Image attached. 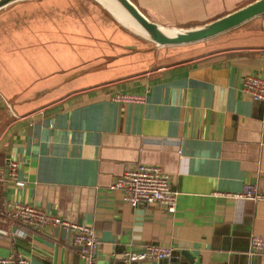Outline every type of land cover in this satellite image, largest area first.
<instances>
[{
	"label": "crops",
	"instance_id": "0c3cea01",
	"mask_svg": "<svg viewBox=\"0 0 264 264\" xmlns=\"http://www.w3.org/2000/svg\"><path fill=\"white\" fill-rule=\"evenodd\" d=\"M232 31L207 38L191 57L144 70L97 64L87 71L97 80L75 84L66 69L82 52L0 20V169L4 177L6 159H15L22 181H0V227L8 231L0 256L25 260L11 264H81L68 232L31 228L11 215L12 204L24 202L92 226L95 264L118 263L146 243L173 249L140 264H174L172 257L264 264V254L249 251L250 235L264 236V103L240 89L245 74L264 79V14L252 37L227 38ZM122 95L131 98H116ZM137 162L165 170L176 190L173 211L130 206L109 187ZM244 183L262 197L219 194Z\"/></svg>",
	"mask_w": 264,
	"mask_h": 264
},
{
	"label": "built area",
	"instance_id": "2783aa9c",
	"mask_svg": "<svg viewBox=\"0 0 264 264\" xmlns=\"http://www.w3.org/2000/svg\"><path fill=\"white\" fill-rule=\"evenodd\" d=\"M264 67V64H263ZM240 89L249 94L254 100L264 103V79L253 74H245L241 79ZM116 98L130 99L128 96ZM17 162L13 158L5 161V179L13 181L17 186L22 181L16 178ZM0 169V181L3 180ZM110 188L120 191L121 198L130 206L161 205L167 211H173L176 190L169 184L168 175L160 164L137 162L125 167L109 184ZM231 198H247L257 200L262 197L261 192L253 183H244L238 191L219 192ZM11 215L21 223L35 229L56 227L65 230L70 236L73 246H79L81 264H95V252L98 248V238L92 226L70 221L56 214H49L42 208L24 202H14ZM8 231L0 227V237ZM172 247L159 243H146L138 253L124 251L123 260L128 264H140L145 261H159L171 254ZM249 251L264 254V236L251 234L249 237ZM25 260L12 253L0 256V264L24 263Z\"/></svg>",
	"mask_w": 264,
	"mask_h": 264
},
{
	"label": "rangeland",
	"instance_id": "374dc122",
	"mask_svg": "<svg viewBox=\"0 0 264 264\" xmlns=\"http://www.w3.org/2000/svg\"><path fill=\"white\" fill-rule=\"evenodd\" d=\"M131 1L148 18L166 27L170 26L177 28V26L188 27L191 25L199 24L203 22V20L205 19L208 20L209 17L210 18L213 17V15L216 16L248 0H131ZM75 2L77 4L79 2L80 3L85 2L79 4V6L75 8L74 11L76 15L82 17H84V15H88L91 17V20L95 22V18H96L95 16L98 13L99 16H101L102 12H106L108 16H111L115 20V25L117 27L118 26L122 27L125 31L133 34V37L135 36L133 39H131V43L128 44L127 47L124 49L123 52H125V54L124 56H122L123 60L120 61V62L124 61L123 63L120 64V68H122L123 70H127L128 72L144 70V69L152 68L162 63L173 62L180 59L191 57L199 52L200 50L199 48L204 42H206L205 40H207V39H203L191 43H181V44H173V45H158L150 41L149 39L135 33L131 29V27H129L127 24H124L123 22L116 20L114 16L109 14L104 9L105 7L102 4L101 7H97L98 9H96L95 6L97 5L94 3L93 0H80V1L76 0ZM84 4H88L89 7L84 6ZM259 21L260 19H253L249 22L241 23L236 27L227 30V31L233 30L232 33H229L230 35L227 38H233V37L238 38L244 35L242 38L239 39L240 41H243L246 40L247 35L252 37L253 29H256L259 26ZM225 39H217V43H222ZM113 44L116 45V43L112 42V45ZM109 45H111L110 42ZM114 51L117 53L118 49H114ZM80 70H81L80 68H76L75 66H69V68L66 69L68 76L70 75L71 77H77L75 79H72L71 83L79 84L83 82L87 83L97 80L94 79V76L92 75L93 72L90 73L91 75L90 77V75L88 74L89 72H87L89 71V69L83 71V75L81 76L76 72ZM92 71H95V68ZM94 75H98V73H95ZM99 77L102 76L100 75Z\"/></svg>",
	"mask_w": 264,
	"mask_h": 264
},
{
	"label": "trees",
	"instance_id": "16d2710c",
	"mask_svg": "<svg viewBox=\"0 0 264 264\" xmlns=\"http://www.w3.org/2000/svg\"><path fill=\"white\" fill-rule=\"evenodd\" d=\"M75 1H15L0 9V14L6 16V18L2 16L0 20L5 25L15 26L16 29L23 27H29L30 29L33 27L36 32H44L49 35L48 41L51 46L64 43L68 49L74 52H82L80 62L78 65H74L82 71L90 67H98L97 64L104 65L122 61V56L125 54L124 49L135 36L133 37V34L125 31L122 27H117L115 20L108 16L106 12H102L101 16L98 13L95 16V22L88 15H84V17L76 15L75 8L85 2L77 4ZM93 1L97 5L95 6L96 9L101 7V4L95 0ZM84 6L89 7L88 4H84ZM261 16H255L246 22L260 19ZM109 42L111 45L112 42L116 45L111 46ZM114 49H118V52L116 53ZM98 52H100L99 56L94 57ZM51 55L54 56V53L52 52Z\"/></svg>",
	"mask_w": 264,
	"mask_h": 264
},
{
	"label": "water",
	"instance_id": "95a60500",
	"mask_svg": "<svg viewBox=\"0 0 264 264\" xmlns=\"http://www.w3.org/2000/svg\"><path fill=\"white\" fill-rule=\"evenodd\" d=\"M17 0H0V8ZM97 1V0H96ZM116 5L128 18H130L143 33L139 34L158 45H173L181 43H191L203 39H207L221 32L229 30L255 16L264 14V0H248L230 10L222 12L216 16L209 18L199 24L188 27L177 26V30L168 34L160 29L158 22L148 18L131 0H108ZM162 25V24H160ZM170 27V26H168ZM7 160V159H6ZM6 175L4 174V179ZM183 256L186 262H192L184 251ZM163 260V259H161ZM159 260V261H161ZM174 264L180 263L176 257H172ZM108 264L110 263L108 261ZM115 264H128L120 255V262Z\"/></svg>",
	"mask_w": 264,
	"mask_h": 264
},
{
	"label": "bare ground",
	"instance_id": "6f19581e",
	"mask_svg": "<svg viewBox=\"0 0 264 264\" xmlns=\"http://www.w3.org/2000/svg\"><path fill=\"white\" fill-rule=\"evenodd\" d=\"M100 4H102L105 9L112 15L115 17L116 20H119L121 22H123L124 24H127L129 27H131V29L135 32V33H143V31L141 29L138 28V26L130 19L128 18V16L122 12L116 5H114L112 2L108 1V0H97ZM160 29H162L164 32L171 34L173 33L175 30H177V28L175 27H166L164 25H160L159 24Z\"/></svg>",
	"mask_w": 264,
	"mask_h": 264
}]
</instances>
